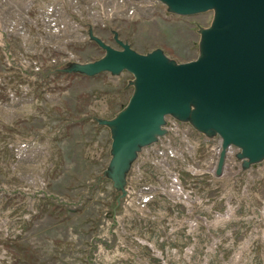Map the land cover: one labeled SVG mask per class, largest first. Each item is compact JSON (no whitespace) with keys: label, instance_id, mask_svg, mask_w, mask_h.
<instances>
[{"label":"rangeland","instance_id":"1","mask_svg":"<svg viewBox=\"0 0 264 264\" xmlns=\"http://www.w3.org/2000/svg\"><path fill=\"white\" fill-rule=\"evenodd\" d=\"M214 10L161 0H0V264H264V159L166 117L124 174L108 173L110 126L134 76L65 71L118 47L200 53Z\"/></svg>","mask_w":264,"mask_h":264},{"label":"water","instance_id":"2","mask_svg":"<svg viewBox=\"0 0 264 264\" xmlns=\"http://www.w3.org/2000/svg\"><path fill=\"white\" fill-rule=\"evenodd\" d=\"M161 1L182 15L214 10L211 25L201 30L196 58L177 62L161 48L142 53L117 32L115 47L91 27L90 38L105 53L64 68L89 76L127 70L134 76L127 104L114 117L100 119L112 133L108 173L123 192L124 174L137 151L165 133L168 115L220 137L218 175L232 146L247 165L264 159V0Z\"/></svg>","mask_w":264,"mask_h":264},{"label":"built area","instance_id":"3","mask_svg":"<svg viewBox=\"0 0 264 264\" xmlns=\"http://www.w3.org/2000/svg\"><path fill=\"white\" fill-rule=\"evenodd\" d=\"M233 147H230L229 149H232Z\"/></svg>","mask_w":264,"mask_h":264}]
</instances>
